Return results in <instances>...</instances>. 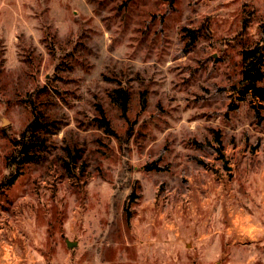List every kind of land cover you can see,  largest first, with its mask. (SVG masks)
Listing matches in <instances>:
<instances>
[{
  "label": "rangeland",
  "instance_id": "1",
  "mask_svg": "<svg viewBox=\"0 0 264 264\" xmlns=\"http://www.w3.org/2000/svg\"><path fill=\"white\" fill-rule=\"evenodd\" d=\"M258 42L264 0H0V264H264Z\"/></svg>",
  "mask_w": 264,
  "mask_h": 264
},
{
  "label": "trees",
  "instance_id": "2",
  "mask_svg": "<svg viewBox=\"0 0 264 264\" xmlns=\"http://www.w3.org/2000/svg\"><path fill=\"white\" fill-rule=\"evenodd\" d=\"M264 46L260 42L252 47L245 48L242 52L244 65L241 70L242 82H246V90L250 91L251 96L259 101L261 107H264ZM112 101L116 102L122 109L123 113L127 107L129 97L123 87H116L110 92ZM118 101V102H117ZM100 116L97 119V126L102 128L107 134L115 135L111 128L110 121L105 117L103 110L99 109Z\"/></svg>",
  "mask_w": 264,
  "mask_h": 264
},
{
  "label": "water",
  "instance_id": "3",
  "mask_svg": "<svg viewBox=\"0 0 264 264\" xmlns=\"http://www.w3.org/2000/svg\"><path fill=\"white\" fill-rule=\"evenodd\" d=\"M47 75H48V74H47ZM0 120H1V124H2V125L8 123L7 118H5L1 113H0ZM66 244H67L68 246H72V245L76 244V241H75V240H69V239H66Z\"/></svg>",
  "mask_w": 264,
  "mask_h": 264
}]
</instances>
